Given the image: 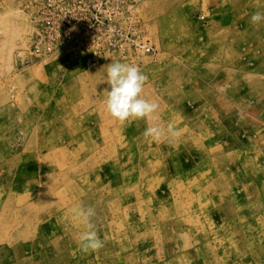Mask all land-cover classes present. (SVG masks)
Here are the masks:
<instances>
[{
	"label": "rangeland",
	"instance_id": "obj_1",
	"mask_svg": "<svg viewBox=\"0 0 264 264\" xmlns=\"http://www.w3.org/2000/svg\"><path fill=\"white\" fill-rule=\"evenodd\" d=\"M257 11L264 0H0V264H264ZM113 62L148 77L152 121L106 113ZM78 207L94 209L99 250L78 247Z\"/></svg>",
	"mask_w": 264,
	"mask_h": 264
},
{
	"label": "clouds",
	"instance_id": "obj_2",
	"mask_svg": "<svg viewBox=\"0 0 264 264\" xmlns=\"http://www.w3.org/2000/svg\"><path fill=\"white\" fill-rule=\"evenodd\" d=\"M264 22V12L257 11L250 17V23L259 25ZM105 80L109 85L103 101L106 113L114 120L124 124L134 120L152 121L159 105L143 97L148 77L135 64L113 62L106 66ZM166 130L160 126H150L145 130V137L160 141ZM174 134V133H173ZM74 215L82 226L78 235V247L84 252L96 251L103 247L97 236L91 218L95 215L91 207L74 209Z\"/></svg>",
	"mask_w": 264,
	"mask_h": 264
}]
</instances>
